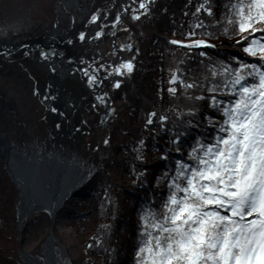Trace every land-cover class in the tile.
<instances>
[{"label": "snow or ice", "instance_id": "snow-or-ice-1", "mask_svg": "<svg viewBox=\"0 0 264 264\" xmlns=\"http://www.w3.org/2000/svg\"><path fill=\"white\" fill-rule=\"evenodd\" d=\"M129 2L134 18L140 15L137 8L149 10L148 0ZM195 12L208 18L196 25L203 35L212 36L207 29L220 27L238 36L236 43H242V51L254 59L245 63L232 57L235 64L213 65L189 80L179 71L171 72L169 84H180L192 101L184 109L185 123L200 129V134L161 181L167 184V194L159 210L150 208L141 216L145 227L140 231L147 241L135 253L136 264H264V0H229L219 21L210 0H203ZM91 20H98L97 13H92ZM120 20L117 13L110 23L115 26ZM94 34L101 37L102 31ZM78 35L92 38L83 31ZM171 43L189 49L210 46L207 39ZM45 55L40 52L41 57ZM132 67L131 60H122L112 71ZM84 71L89 87L99 83V77ZM119 83L116 80L111 86ZM202 101L206 102L203 112L198 107ZM154 114H148L147 123ZM175 115L182 117V112L177 110ZM167 119L159 116L161 122ZM179 139L173 133L170 143L175 146Z\"/></svg>", "mask_w": 264, "mask_h": 264}, {"label": "trees", "instance_id": "trees-1", "mask_svg": "<svg viewBox=\"0 0 264 264\" xmlns=\"http://www.w3.org/2000/svg\"><path fill=\"white\" fill-rule=\"evenodd\" d=\"M197 2L203 0H149V10L141 11L139 22L130 24V39L136 48L133 67L131 71L121 72L114 93L123 103L113 108L107 143L100 148L99 160L80 188L88 193L86 200L71 214V221L80 233L89 228L83 225L84 219L91 220L85 250L71 259V264H136L135 253L147 241L140 231L145 227L141 216L150 208L159 210L167 194V184L161 181L169 170L174 171V161L186 153L193 138L200 134V129L185 123L184 109L192 101L186 98L180 84H169L171 72L179 71L189 80L206 73L213 65L228 66L229 61L235 64L232 57L245 63L254 59L242 51V43H236L238 36L220 27L207 29L214 33L212 36L203 35L196 25L208 18H201L202 14L195 12ZM228 2L210 0L216 20H221ZM189 32L195 35H187ZM196 39H207L210 46L189 49L171 43ZM170 87H176L177 91L169 92ZM198 107L203 112L206 102H200ZM177 110L182 112V117L175 115ZM153 112L151 123H147L148 114ZM160 115L168 119L161 122ZM173 133L180 137L175 146L170 143ZM121 164L124 168L119 184L112 178L111 170ZM3 202L0 238L6 237L16 220V211L8 199ZM92 254L99 258H93ZM0 261L17 264L2 249Z\"/></svg>", "mask_w": 264, "mask_h": 264}, {"label": "rangeland", "instance_id": "rangeland-1", "mask_svg": "<svg viewBox=\"0 0 264 264\" xmlns=\"http://www.w3.org/2000/svg\"><path fill=\"white\" fill-rule=\"evenodd\" d=\"M76 2L79 9L73 11L62 7L64 12H61L58 8L60 5L63 6L61 0H0V25L18 24L23 21L29 23L26 30L11 33L10 38L5 39L8 46L0 47V71L5 73L6 77L5 79L0 76V92L6 94V103L9 105V109L0 111V207L4 204L3 200L8 199L16 211L13 228L8 231L5 238H0V249L17 264H26L22 259V252H27L38 264H44V240L50 229L57 259L61 264H71V259L85 250V244L90 237L91 220L84 219L83 225L89 228L82 233L78 232L77 225L71 221V214L79 209L88 195L86 191L80 189L87 176L75 190L70 186L69 188L67 184L64 186L69 188L67 190L69 193L55 210L53 219H50L46 210L35 209L25 216L22 224L20 222L17 231L21 206L20 192L23 185L20 177L14 179L11 177L14 161L19 168L30 162H35L39 166V183L44 197L48 198L51 192V169L55 161L60 165L63 182L66 179L70 180L72 172L79 168L90 171V175L99 160V150L109 136L113 108L123 103V99L114 93L115 87L111 86L116 80H120L121 73L112 71V68L122 60H132L136 52L130 39L129 28L131 22L133 24L137 20L139 22L140 15L135 18L130 15L132 6L129 0H76ZM200 4L201 2H197L196 7ZM137 11L143 10L137 8ZM94 12L98 15L96 22L91 20ZM117 13L120 14L121 20L114 26L110 21ZM96 30L102 31L101 37L95 36ZM81 31L92 38L81 39L78 35ZM124 43L134 46V50L128 49L127 46L122 49L120 45ZM41 51L46 53L45 57L40 56ZM46 56L50 62L60 67V71H73L75 77L80 81L84 80V83H88L84 70H88L89 74H95L99 77V83L92 87H100L102 93L107 94L104 96L105 107L102 109H99L98 101L84 103V121L91 126L92 131L85 139L82 153L63 155L56 149L51 152L48 148L50 135H46L45 138L42 133V138L39 139L35 132V118H32L31 109L36 102L34 96L30 97L29 74L35 70H42V74L39 71L38 80L45 79L47 67H51L49 62L42 60ZM101 64L104 65L103 68L98 67ZM50 71L52 69L48 70ZM125 71L127 70L122 69L121 72ZM81 99L83 97L79 102L85 101ZM77 100L78 98L71 102L73 108L78 105ZM35 110L34 114L41 111ZM106 112L107 116L104 115ZM95 123L100 124L96 126ZM54 136L56 137V134L53 138ZM27 144L31 148L23 151L22 146ZM7 145L9 153L5 148ZM118 157H121V154ZM123 165L111 170L112 178L119 184L122 183ZM32 185L34 190L37 189L35 182ZM29 193L36 195L34 192ZM67 200H70L68 205ZM92 257L99 258L96 254H92ZM0 264L6 263L0 261Z\"/></svg>", "mask_w": 264, "mask_h": 264}, {"label": "flooded vegetation", "instance_id": "flooded-vegetation-1", "mask_svg": "<svg viewBox=\"0 0 264 264\" xmlns=\"http://www.w3.org/2000/svg\"><path fill=\"white\" fill-rule=\"evenodd\" d=\"M46 58L42 60L51 64V67L48 66L47 68L48 70L52 69V71L48 72L47 70V76L44 75V80H38L39 71L42 74V70H35L29 74L31 87L29 93L30 97H35L34 100L36 102L31 109L32 118H35V132L38 134L39 139L42 138V133H44L43 137L45 138L46 135H50L48 148L51 152L56 149L60 153H63V155H75L74 153L77 152L82 153L85 147V139L92 131L91 126L84 121V103L98 101L99 109H102L105 107V98L100 95L102 93L100 87H88L89 84L75 77L76 75L73 71H60L58 65L50 62L48 56H46ZM0 72V76L6 79L5 73L2 71ZM58 72H60V75ZM85 84H87V86ZM85 90L88 91L86 92ZM98 96H100V99H97ZM81 97H83L81 100L85 99L84 102H79ZM76 98H78L76 102L79 103L73 108L71 102ZM6 102V94L0 92V111L9 109V105ZM53 108H55L56 111H53ZM35 109H40L41 111L34 114V111H36ZM99 124L100 123H95L96 126ZM54 134H56V137L54 136L53 138ZM5 148L9 153L8 145L5 146ZM29 148H31L29 144L22 146L23 151H27ZM49 162L50 161H48V163Z\"/></svg>", "mask_w": 264, "mask_h": 264}, {"label": "bare ground", "instance_id": "bare-ground-1", "mask_svg": "<svg viewBox=\"0 0 264 264\" xmlns=\"http://www.w3.org/2000/svg\"><path fill=\"white\" fill-rule=\"evenodd\" d=\"M63 6H58L59 10L64 12L62 7L68 8L76 11L77 10V2L76 0H61ZM79 9V8H78ZM29 27V23L26 21H23L22 23H16V24H7L6 26L0 25V47L5 48L7 45V42L5 41L6 38H10L11 33H21L22 31L26 30ZM0 48V49H1ZM15 164V165H14ZM13 164V172L15 176H18L19 172H21L19 169H17L16 162L14 161ZM58 162H54V165L51 169L52 177L55 178L56 171L55 169L59 168L60 165H58ZM90 172V171H89ZM89 172L87 170H83L82 168L77 169L75 172H72L73 175L68 179V187H72V190H75L76 187L80 184V181L83 178H86L89 176ZM22 173V172H21ZM54 173V174H53ZM65 188L58 191L52 199L48 196H45L43 199L35 198L36 196L31 195L26 188L21 190L20 192V198H21V206H20V215H21V224L23 223V220L26 215L30 214L35 209H44L46 211H53V215L55 213V210L59 208L58 201L60 197L65 194ZM53 219V217H52ZM22 259L25 261L26 264H38L36 259L28 255L27 252H22ZM44 264H46L44 262Z\"/></svg>", "mask_w": 264, "mask_h": 264}, {"label": "water", "instance_id": "water-1", "mask_svg": "<svg viewBox=\"0 0 264 264\" xmlns=\"http://www.w3.org/2000/svg\"><path fill=\"white\" fill-rule=\"evenodd\" d=\"M130 15L133 17L132 12H130ZM134 18V17H133ZM126 46L127 44L124 43ZM130 50H134V46H130L127 47ZM113 51H115V49H113ZM104 114V113H103ZM105 116H107V112L104 114ZM56 163V161H55ZM18 167V166H17ZM17 169H19L21 172H19L18 176L14 175V172L12 170V179L14 178H19L21 179V183L24 186V188H26L27 190H30L28 192H34L36 193V197H40V199L44 198V193L42 192V187L40 185V170H39V166L35 163V162H30L28 164H24L22 166H20V168L18 167ZM57 170L55 173V178L52 177L51 179V192H50V198L52 199V197L55 196V194L60 191L61 189L64 188V186L67 184L68 179H66L64 182L62 180L63 174L62 171L59 170V168L55 169ZM54 174V173H53ZM35 182L37 185V189H33V185L32 183ZM83 181H80V184ZM70 188V187H69ZM68 187L65 188V193L64 196L62 195L58 201V206L62 203V201L65 199V197L67 196V194L69 193V191H67L69 189ZM19 212V211H18ZM49 216L50 219H52L53 217V211L49 212ZM20 220H21V215L20 213H18V224H17V231L19 230L20 227ZM43 259L44 262L46 264H61V262L57 259V255H56V248H55V243L52 237V231L50 229L49 234L47 236V238H45L44 240V247H43Z\"/></svg>", "mask_w": 264, "mask_h": 264}, {"label": "built area", "instance_id": "built-area-1", "mask_svg": "<svg viewBox=\"0 0 264 264\" xmlns=\"http://www.w3.org/2000/svg\"><path fill=\"white\" fill-rule=\"evenodd\" d=\"M16 24V23H15Z\"/></svg>", "mask_w": 264, "mask_h": 264}]
</instances>
